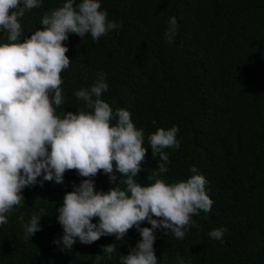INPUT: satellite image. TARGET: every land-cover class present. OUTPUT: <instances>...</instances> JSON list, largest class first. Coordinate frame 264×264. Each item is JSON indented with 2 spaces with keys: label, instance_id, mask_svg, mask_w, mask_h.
<instances>
[{
  "label": "trees",
  "instance_id": "1",
  "mask_svg": "<svg viewBox=\"0 0 264 264\" xmlns=\"http://www.w3.org/2000/svg\"><path fill=\"white\" fill-rule=\"evenodd\" d=\"M61 3L42 0L26 11L24 35ZM101 7L120 27L99 40L69 34L71 62L61 73L65 103L57 112L85 107L74 91L90 88L103 73L109 89L102 98L113 111L128 110L144 131L147 152L135 177L142 185L162 162L152 156L148 136L178 127L180 147L164 150L169 163L160 178L186 179L194 166L213 205L192 216L183 239L157 230L158 264L181 257L186 264H264V0H101ZM170 17L177 20L171 43L164 36ZM82 179L68 170L62 183L38 178L23 189L24 202L0 225V264H97V256L99 264H119L140 239L135 228L119 241L114 235L91 244L77 239L64 250L54 243L63 234L56 208ZM93 179L97 190L112 186L102 172ZM33 214H43L42 229L31 238L23 228ZM219 227L227 229L222 240L209 238ZM107 244L116 247L111 258L102 253Z\"/></svg>",
  "mask_w": 264,
  "mask_h": 264
},
{
  "label": "clouds",
  "instance_id": "2",
  "mask_svg": "<svg viewBox=\"0 0 264 264\" xmlns=\"http://www.w3.org/2000/svg\"><path fill=\"white\" fill-rule=\"evenodd\" d=\"M42 0H0V225L14 207L24 202L23 189L38 182L62 183L68 170L83 177L64 194L56 208V219L63 234L54 243L72 249L78 239L91 244L102 236L114 235L123 240L129 229L140 236L119 264H158L154 242L156 232L183 239L192 216L209 212L213 201L206 191V178L193 166L186 179L166 182L169 156L165 149L180 147L179 129L157 128L148 136L152 156L162 161L151 182L141 184L135 177L141 172L147 147L144 131L135 126L131 113L113 111L102 94L109 85L98 73L90 88L75 90L73 95L85 107L57 112L65 103L61 73L71 59L66 55L69 34L81 39L90 34L93 40L118 29L101 7V0H62L40 21V27L24 35L20 20L26 11L38 8ZM177 32V20L170 17L164 33L171 43ZM109 177L111 187L97 190L94 177ZM41 215L33 214L24 224L26 237L42 229ZM23 219V217H21ZM147 222L149 226H142ZM225 227L208 233L222 240ZM115 244L102 246L109 258ZM100 257L97 256V264ZM177 264H186L181 257ZM190 264V262H187Z\"/></svg>",
  "mask_w": 264,
  "mask_h": 264
}]
</instances>
